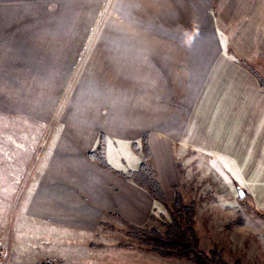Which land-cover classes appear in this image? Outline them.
<instances>
[{"label": "crops", "instance_id": "0c3cea01", "mask_svg": "<svg viewBox=\"0 0 264 264\" xmlns=\"http://www.w3.org/2000/svg\"><path fill=\"white\" fill-rule=\"evenodd\" d=\"M260 76L264 0H0V105L49 130L26 208L57 232L146 225L144 138L168 200L197 161L264 208Z\"/></svg>", "mask_w": 264, "mask_h": 264}, {"label": "rangeland", "instance_id": "374dc122", "mask_svg": "<svg viewBox=\"0 0 264 264\" xmlns=\"http://www.w3.org/2000/svg\"><path fill=\"white\" fill-rule=\"evenodd\" d=\"M48 132L47 126L0 105V264H197L187 257L148 252L129 235V226L110 230L106 237L57 232L56 226L27 213ZM185 163L180 160L179 191L185 203H195L194 227L200 247L208 253L220 250L229 264H264V208L259 199H250L248 185L234 183L227 173L228 183H223L212 176L207 164L201 168L197 161L196 165ZM224 170L231 171L220 172ZM174 199L168 200L169 205ZM169 220L167 206L160 204L144 228L163 232V222Z\"/></svg>", "mask_w": 264, "mask_h": 264}, {"label": "trees", "instance_id": "16d2710c", "mask_svg": "<svg viewBox=\"0 0 264 264\" xmlns=\"http://www.w3.org/2000/svg\"><path fill=\"white\" fill-rule=\"evenodd\" d=\"M260 79L264 86V78L260 76ZM134 147L137 149V145L134 144ZM142 152L144 159L139 170L125 176L148 191L158 203V206L165 204L170 212V220L163 222V232L155 227L144 228V226L139 227L127 222L130 228L129 235L140 240V244L150 253L169 257H187L197 264H229L220 250L214 248L208 253L200 247V239L194 227V216L196 214L194 202L185 203L181 192L177 189L175 199L169 205L163 187L155 178L154 170L148 161L150 149L147 144V138H144ZM90 157L108 167L102 151V145L99 146L97 151L90 153ZM44 264L56 263L48 261Z\"/></svg>", "mask_w": 264, "mask_h": 264}, {"label": "water", "instance_id": "95a60500", "mask_svg": "<svg viewBox=\"0 0 264 264\" xmlns=\"http://www.w3.org/2000/svg\"><path fill=\"white\" fill-rule=\"evenodd\" d=\"M239 193H240V196L241 197H244L245 196L244 193H243V191L241 189H239Z\"/></svg>", "mask_w": 264, "mask_h": 264}]
</instances>
